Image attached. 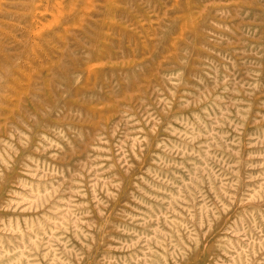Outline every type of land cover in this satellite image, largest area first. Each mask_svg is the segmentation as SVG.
<instances>
[{"label":"rangeland","instance_id":"374dc122","mask_svg":"<svg viewBox=\"0 0 264 264\" xmlns=\"http://www.w3.org/2000/svg\"><path fill=\"white\" fill-rule=\"evenodd\" d=\"M0 264H264V0H0Z\"/></svg>","mask_w":264,"mask_h":264}]
</instances>
